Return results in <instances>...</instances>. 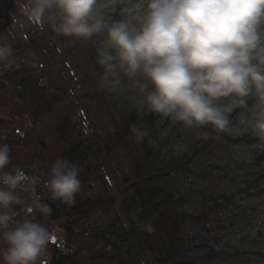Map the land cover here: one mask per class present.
Wrapping results in <instances>:
<instances>
[{"label": "trees", "instance_id": "trees-1", "mask_svg": "<svg viewBox=\"0 0 264 264\" xmlns=\"http://www.w3.org/2000/svg\"><path fill=\"white\" fill-rule=\"evenodd\" d=\"M1 10L0 37L16 62L0 70V143L11 149L5 170L35 176V192L52 209L44 216L37 208L29 217L55 236L39 264H264V142L250 133L186 129L146 110L142 121L149 134L131 161V181L118 193L80 190L72 203L51 199L45 182L54 161L76 163L81 182L95 186L115 139L84 136L77 115L88 100L85 93L73 98L57 69L70 53L64 47L71 38L33 23L23 34L10 10ZM114 18H120L118 9ZM99 41L75 37L72 45L83 47L91 63L89 98L110 107L113 92L100 86L103 69L96 63ZM128 81L123 79L124 91L132 89ZM119 94L122 99L125 93ZM16 194L32 203L30 186ZM114 203L118 213L102 217ZM13 208L17 220L27 215L23 205Z\"/></svg>", "mask_w": 264, "mask_h": 264}, {"label": "clouds", "instance_id": "clouds-1", "mask_svg": "<svg viewBox=\"0 0 264 264\" xmlns=\"http://www.w3.org/2000/svg\"><path fill=\"white\" fill-rule=\"evenodd\" d=\"M17 5L28 21L47 22L63 36H99L100 86L110 92L119 93L127 78L149 113L186 129L211 126L217 133H250L264 142V0H17ZM15 63L12 47L0 37V70ZM238 109L245 112L234 121ZM129 127L137 142L149 134L134 122ZM10 151L0 143V264H39L55 236L29 217L37 208L44 216L52 209L35 192V176L5 170ZM80 172L67 159L54 161L45 182L50 198L74 202ZM27 186L33 198L25 205L16 190ZM14 205L25 206L27 215L17 220Z\"/></svg>", "mask_w": 264, "mask_h": 264}, {"label": "rangeland", "instance_id": "rangeland-1", "mask_svg": "<svg viewBox=\"0 0 264 264\" xmlns=\"http://www.w3.org/2000/svg\"><path fill=\"white\" fill-rule=\"evenodd\" d=\"M0 3V9L4 8V11H6L5 9L8 8L10 10L9 14L13 18L14 23L23 30L22 33H29L32 23L20 11L17 0H0ZM0 12L1 14L3 13L2 10ZM48 25L46 22L40 27L44 28V26ZM64 38L67 39L66 36ZM69 38H71L70 42L65 43L69 44V46H65L64 49L70 47V53H68L67 58L63 61V65L59 64L57 69L60 68L58 72H62L60 74L64 76L63 84L65 85L68 82L66 89L68 92H71V96L74 98L77 94L85 93L83 98L88 100L79 106L82 114L81 118L77 115V118L83 124L84 136L91 137L95 134L96 137H105L106 135H111L115 139L112 150H109L108 157L104 159L105 172H103V178L96 181L95 186L92 184L89 186L81 182L80 190L95 193V196L106 195L112 192L118 193L128 181L132 180L131 161L134 159L136 149L138 150L140 143L132 135L129 126L134 122L139 127L147 130V127L143 126L142 121L143 112L147 108L143 105L142 97L133 87L129 91H124L121 88L122 93H125L122 99L119 93L111 94L110 107H108V103H105L101 99H90L89 94L94 91V88L92 87V82L87 77L89 70H91L89 57L83 47L74 49L72 44L73 42L75 43V37ZM53 39L57 43L56 38ZM57 46L62 49L60 45ZM42 63H46L44 59ZM60 84L62 86V83ZM125 103L127 105L121 107ZM64 111L67 115V111L65 109ZM99 153L100 151H96L93 152V155H98ZM29 202H32V200ZM118 203H114V205L105 210L103 209L102 217L106 218L110 215L113 216L115 213L117 214ZM25 209L26 207L24 206Z\"/></svg>", "mask_w": 264, "mask_h": 264}]
</instances>
